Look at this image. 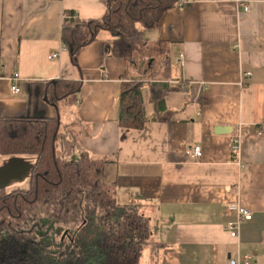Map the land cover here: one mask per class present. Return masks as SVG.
Instances as JSON below:
<instances>
[{"label": "crops", "instance_id": "obj_1", "mask_svg": "<svg viewBox=\"0 0 264 264\" xmlns=\"http://www.w3.org/2000/svg\"><path fill=\"white\" fill-rule=\"evenodd\" d=\"M69 11L96 20L107 4L0 0V119L58 117L90 155L107 160L105 180L118 202L141 206L151 239L163 244L158 264H264V0H180L144 31L150 45H167V71L152 57L129 64L110 56L107 32L74 65L61 36ZM16 73L18 94L9 80ZM57 80L81 83L79 100L60 102L59 111L46 99ZM128 82L142 86L151 119V85L181 86L165 96L171 115L143 130L121 127ZM231 204L253 215L240 221L237 238L227 229L239 221ZM141 262L151 264L150 250Z\"/></svg>", "mask_w": 264, "mask_h": 264}, {"label": "trees", "instance_id": "obj_2", "mask_svg": "<svg viewBox=\"0 0 264 264\" xmlns=\"http://www.w3.org/2000/svg\"><path fill=\"white\" fill-rule=\"evenodd\" d=\"M179 2L106 0V14L96 20H83L69 11L62 42L77 66L80 51L107 32L112 36L107 45L110 56L129 64L152 57L167 71V45H150L144 31L156 29ZM151 87L156 107L152 119L144 105L142 86L123 84L121 127L143 130L150 119L162 121L171 115L165 96L181 86L157 83ZM80 90V82L49 83L47 103L58 111L62 101L75 105ZM71 133L58 117L0 119V156L35 157L29 189L8 193L0 188V252L10 256L7 264H19L21 258L30 264H141L146 249L151 252V264H158L163 244L151 239L149 219L141 206L118 202L105 180L108 161L90 155Z\"/></svg>", "mask_w": 264, "mask_h": 264}, {"label": "built area", "instance_id": "obj_3", "mask_svg": "<svg viewBox=\"0 0 264 264\" xmlns=\"http://www.w3.org/2000/svg\"><path fill=\"white\" fill-rule=\"evenodd\" d=\"M247 9V8H246ZM57 54L53 55L52 58H57ZM3 78H7L6 76H1ZM244 77L252 78V73H246ZM9 80L12 82L11 90L13 93L18 94L20 92V88L18 86V81L20 80V75L18 73L14 74L13 76L9 77ZM232 151L237 155L240 151V137H236L233 140L232 144ZM193 156L198 159L202 156V149L199 146H196L192 150ZM229 210L235 212L238 215L239 221L230 223L227 226L228 231L233 238H237L239 235L240 230V221H250L253 218L252 213L247 208L238 205V204H231L229 206ZM250 261L247 259L246 264H249ZM228 264H240L238 259H230Z\"/></svg>", "mask_w": 264, "mask_h": 264}, {"label": "rangeland", "instance_id": "obj_4", "mask_svg": "<svg viewBox=\"0 0 264 264\" xmlns=\"http://www.w3.org/2000/svg\"><path fill=\"white\" fill-rule=\"evenodd\" d=\"M144 59H148V58L144 57L143 60ZM34 163H35V157L0 156V170L1 169L10 170V169H13V167L17 165L24 168V171L21 173L20 178H13L7 182L5 188L8 193H11L15 190H21V189L27 190L30 188V174H31V169ZM148 253H149V249H146L142 254L144 262L145 260L147 261ZM1 257L4 258L5 256L1 255ZM24 259L23 258L19 259L18 263L19 264H30L29 263L30 261H27L26 259L25 260ZM141 264H143V262H141Z\"/></svg>", "mask_w": 264, "mask_h": 264}, {"label": "water", "instance_id": "obj_5", "mask_svg": "<svg viewBox=\"0 0 264 264\" xmlns=\"http://www.w3.org/2000/svg\"><path fill=\"white\" fill-rule=\"evenodd\" d=\"M24 168L21 166H15L13 169H1L0 170V188L5 187L7 182L13 178H20Z\"/></svg>", "mask_w": 264, "mask_h": 264}, {"label": "flooded vegetation", "instance_id": "obj_6", "mask_svg": "<svg viewBox=\"0 0 264 264\" xmlns=\"http://www.w3.org/2000/svg\"><path fill=\"white\" fill-rule=\"evenodd\" d=\"M1 255H5V257L2 258ZM9 258H10V256L7 255V251H5V252L1 251L0 252V264H7Z\"/></svg>", "mask_w": 264, "mask_h": 264}]
</instances>
